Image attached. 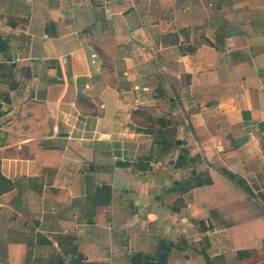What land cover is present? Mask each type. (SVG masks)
<instances>
[{"label": "crops", "instance_id": "crops-1", "mask_svg": "<svg viewBox=\"0 0 264 264\" xmlns=\"http://www.w3.org/2000/svg\"><path fill=\"white\" fill-rule=\"evenodd\" d=\"M0 105V264H264V0H0Z\"/></svg>", "mask_w": 264, "mask_h": 264}, {"label": "trees", "instance_id": "trees-1", "mask_svg": "<svg viewBox=\"0 0 264 264\" xmlns=\"http://www.w3.org/2000/svg\"><path fill=\"white\" fill-rule=\"evenodd\" d=\"M2 115H3L2 106L0 105V117ZM45 151H48V150H45ZM207 185H208V187L204 190V192H205V203L200 204V202L198 200L195 204L194 209L196 210L197 213H199L200 211H203L204 209H207V213H212V215H214L216 217V219H221L222 218V210L220 207H222V206L220 204H221V201H222L223 195H224V192L222 190H220V187L222 184L216 185L210 181V183H208ZM202 194H203V192H202ZM198 196H199V194H198ZM210 201L212 203H214L212 205V208L209 207ZM219 214H220V217H219ZM194 222L197 223L196 220H194ZM169 253H170V248H167L165 245H162L161 251L158 255V258H159L161 263L166 264ZM144 259L147 260L148 258L146 257Z\"/></svg>", "mask_w": 264, "mask_h": 264}, {"label": "built area", "instance_id": "built-area-1", "mask_svg": "<svg viewBox=\"0 0 264 264\" xmlns=\"http://www.w3.org/2000/svg\"><path fill=\"white\" fill-rule=\"evenodd\" d=\"M96 56H97L96 54H93V55H92V58H93V61H92V62H93V63H95V58H96ZM64 60H67V58L65 57Z\"/></svg>", "mask_w": 264, "mask_h": 264}]
</instances>
